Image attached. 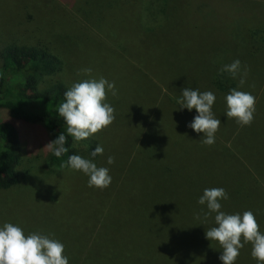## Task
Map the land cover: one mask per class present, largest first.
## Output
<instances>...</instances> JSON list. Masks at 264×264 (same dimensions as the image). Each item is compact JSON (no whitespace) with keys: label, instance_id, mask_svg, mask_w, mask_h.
<instances>
[{"label":"rangeland","instance_id":"374dc122","mask_svg":"<svg viewBox=\"0 0 264 264\" xmlns=\"http://www.w3.org/2000/svg\"><path fill=\"white\" fill-rule=\"evenodd\" d=\"M12 44L61 58L42 86L115 83L117 95L105 101L113 123L74 140L78 155L107 167L112 180L89 187L82 171L50 166L47 128L17 121L20 182L0 189V226L59 240L69 264H222L220 244L205 238L216 214L205 219L198 204L215 187L228 193L222 211L251 210L264 233V0H0V64ZM236 59L247 76L243 86L232 77V88L256 98L250 126L226 117L229 93L217 89L220 69ZM185 87L216 96L221 124L211 146L188 127L196 110L180 109ZM97 145L103 154L92 157ZM251 250L245 243L235 264H258Z\"/></svg>","mask_w":264,"mask_h":264},{"label":"clouds","instance_id":"9594fccd","mask_svg":"<svg viewBox=\"0 0 264 264\" xmlns=\"http://www.w3.org/2000/svg\"><path fill=\"white\" fill-rule=\"evenodd\" d=\"M90 74L92 69L82 70ZM220 71L229 73L234 79L240 76L239 85L246 83L247 69L241 75V61L234 60L224 65ZM108 92L117 95L114 82L106 78L88 79L73 83L65 91V101L58 105V113L66 123L67 134L75 141L85 140L102 131L115 120V109L105 102ZM216 96L212 91L201 92L199 89L185 87L178 100L180 109H195L198 113L188 125L196 133H203L201 143L211 146L215 143V133L219 130L221 120L215 118L212 111ZM227 118H234L240 126H250L254 120L256 98L250 92L233 88L225 97ZM66 136L61 133L49 142L48 148L56 157H61L68 151L65 147ZM103 147H97L91 152L92 157L103 154ZM115 158L109 156L107 163L113 164ZM73 170L82 171L89 177L88 186L100 189L111 184L112 177L107 167H98L92 160L71 155L66 165ZM228 199L224 188H206L198 199V204L208 209L204 212L207 219L215 213L216 226L208 228L205 238L217 241L222 254L219 259L222 264H235L240 249L245 243L252 244L251 256L258 264H264V233L260 231L259 224L251 210L242 214H227L222 211L221 200ZM203 211V209L201 210ZM199 218V217H198ZM243 239V243L241 242ZM65 246L59 240L40 232L25 234L24 230L13 223L6 222L0 226V264H69L68 257L64 255Z\"/></svg>","mask_w":264,"mask_h":264},{"label":"trees","instance_id":"16d2710c","mask_svg":"<svg viewBox=\"0 0 264 264\" xmlns=\"http://www.w3.org/2000/svg\"><path fill=\"white\" fill-rule=\"evenodd\" d=\"M1 58L0 110H8L11 116V119H0V189L5 190L20 182L18 166L22 159V147L17 121L42 123L51 134L52 141L59 134H65L68 151L61 157L51 152L48 157L50 166L62 167L69 156L78 155V152L73 137L67 134L65 121L58 113V105L65 101L64 93L71 86L64 81L41 85L45 76L53 75L62 68L61 58L39 46L17 44L3 48ZM225 73L219 75L221 83L217 89L230 93L233 89L232 76ZM94 148L91 146L92 151ZM169 171L165 170L166 174Z\"/></svg>","mask_w":264,"mask_h":264}]
</instances>
